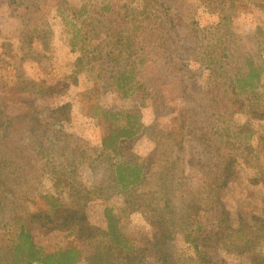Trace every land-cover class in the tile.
I'll return each instance as SVG.
<instances>
[{
  "label": "rangeland",
  "instance_id": "374dc122",
  "mask_svg": "<svg viewBox=\"0 0 264 264\" xmlns=\"http://www.w3.org/2000/svg\"><path fill=\"white\" fill-rule=\"evenodd\" d=\"M250 66L264 0H0V264L22 226L78 264H264ZM120 165L142 182L122 189Z\"/></svg>",
  "mask_w": 264,
  "mask_h": 264
},
{
  "label": "trees",
  "instance_id": "16d2710c",
  "mask_svg": "<svg viewBox=\"0 0 264 264\" xmlns=\"http://www.w3.org/2000/svg\"><path fill=\"white\" fill-rule=\"evenodd\" d=\"M263 70L264 69L262 67L256 69L250 66L247 76L240 78L239 81L247 80L248 85H250V81H252L255 76L258 77L259 74L263 72ZM136 133L137 131H129L126 128L117 132L111 131L110 134L103 139V147L105 150H114L117 148V142L120 139L132 138L134 135H136ZM128 169H131L129 174L127 173ZM142 171L143 168L140 165H136L131 168L120 165L117 168V182L122 189L128 190L129 188L142 182ZM114 222L115 218H111L109 235L113 240L114 245L119 248L121 243L119 242L117 228L114 225ZM24 228V226L20 228L15 240L10 246L9 264H78L81 261L82 253L76 248L61 249L54 253L46 254L39 246L34 243L32 236ZM126 257L129 258V256ZM111 258L112 256L109 253L102 254L97 252L91 256L88 261L90 264H109L111 263Z\"/></svg>",
  "mask_w": 264,
  "mask_h": 264
}]
</instances>
